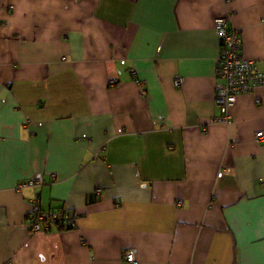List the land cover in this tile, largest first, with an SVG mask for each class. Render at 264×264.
Segmentation results:
<instances>
[{
	"label": "crops",
	"instance_id": "obj_1",
	"mask_svg": "<svg viewBox=\"0 0 264 264\" xmlns=\"http://www.w3.org/2000/svg\"><path fill=\"white\" fill-rule=\"evenodd\" d=\"M221 16L264 73V0H0V264H264V86L215 121ZM51 172L78 227L34 233L15 186Z\"/></svg>",
	"mask_w": 264,
	"mask_h": 264
},
{
	"label": "built area",
	"instance_id": "obj_2",
	"mask_svg": "<svg viewBox=\"0 0 264 264\" xmlns=\"http://www.w3.org/2000/svg\"><path fill=\"white\" fill-rule=\"evenodd\" d=\"M214 30L218 34L221 42L219 55L216 61V105L221 115L215 119L218 122L231 121V108L238 99L237 97L243 93L255 94L256 90L264 86V73L259 70L256 59H247L242 52V36L238 29L232 25L231 16L217 17ZM131 75L136 76V72L132 71ZM142 84V81L135 77ZM110 85L114 86L119 81L117 78L109 80ZM182 78H176V86H181ZM256 102L261 103V98L256 97ZM256 140L264 142V130L256 132ZM57 179L56 173L51 172L48 179L44 175H36L30 177L15 186L16 191L22 192L25 189L34 191L33 197L30 199L32 203L27 216V225L34 232H50L53 229H73L78 227L79 214L68 207L60 208L42 207L39 201V193L37 190L48 182ZM98 193L102 192L101 188L97 189ZM182 200H178V204ZM128 264H138L134 250H126L123 254Z\"/></svg>",
	"mask_w": 264,
	"mask_h": 264
}]
</instances>
